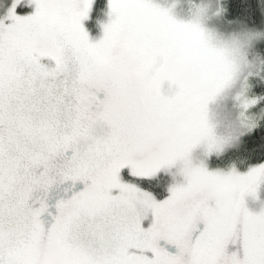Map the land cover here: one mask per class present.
<instances>
[{
    "label": "snow or ice",
    "instance_id": "1",
    "mask_svg": "<svg viewBox=\"0 0 264 264\" xmlns=\"http://www.w3.org/2000/svg\"><path fill=\"white\" fill-rule=\"evenodd\" d=\"M262 192L264 0H0V264H264Z\"/></svg>",
    "mask_w": 264,
    "mask_h": 264
},
{
    "label": "rangeland",
    "instance_id": "2",
    "mask_svg": "<svg viewBox=\"0 0 264 264\" xmlns=\"http://www.w3.org/2000/svg\"><path fill=\"white\" fill-rule=\"evenodd\" d=\"M174 7V11L180 15L185 16L188 14L193 3H207L209 0H162ZM210 26L220 29V35L217 37L219 41L229 43L231 36L225 25L219 21L212 20L209 22ZM234 93H226L216 99L210 105V117L214 123L217 124L218 130L227 133L231 127L236 123L239 116V104L234 100ZM261 199L264 200V192L261 193ZM250 206L253 210H259L260 203H251Z\"/></svg>",
    "mask_w": 264,
    "mask_h": 264
}]
</instances>
